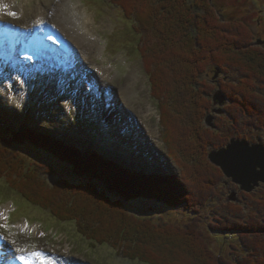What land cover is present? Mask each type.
Listing matches in <instances>:
<instances>
[{
	"label": "trees",
	"instance_id": "1",
	"mask_svg": "<svg viewBox=\"0 0 264 264\" xmlns=\"http://www.w3.org/2000/svg\"><path fill=\"white\" fill-rule=\"evenodd\" d=\"M133 1V5L127 0H113V4H117L134 22L141 39V60L163 119L166 120L171 113L178 116L179 125L185 124L180 126L186 129L177 132L178 144L185 149L181 153L183 157L189 158V172L193 173L190 177H195L199 185L190 188L186 179L190 178L187 167H180L171 153L168 154L183 171V177L134 173L102 154L91 151L85 155L45 132L31 128L19 133L0 128V177L7 176L8 185L25 201L37 208L50 210L63 222L73 218V212L87 217L85 225L98 228L93 229L95 235L97 231L100 233V236L92 235V239L98 242L105 240L115 250L120 246L105 238L104 232L112 235L110 231L114 234L119 229L122 232L127 230L126 234L130 231L132 235L141 233L147 239L153 237L144 242L147 250L138 253L125 251V257L131 260L144 264H183L178 261L188 257L187 260L193 264H264V195L248 196L255 208L250 213L245 210L243 213L240 204L232 206L231 211L228 206L226 211L213 212V225L210 224L209 230L231 239L230 249H233V255H237L235 259L232 255L226 257L225 249L222 256L217 255L209 248L206 233L200 231L204 221L202 212L216 197V193L210 192L217 189L224 179L223 174L207 162L204 156L207 155L206 148L211 154L226 147L231 139L227 135L229 131L237 130L242 136L238 131L241 119L246 123L242 122V125L258 129V136L264 137V96L257 89L261 82L264 87V50L255 44V36L245 23L222 19L211 0ZM211 68L219 69L228 79L232 73L239 76L234 82H225V88L232 92L228 94L231 110L238 106L240 115L224 111L234 126L230 124L226 135L223 133L226 138L222 146L213 142L212 135L215 136L216 132L201 128L210 103L204 89L205 75ZM159 71L168 78L171 88H160L157 80ZM217 71L213 70L214 74ZM168 133V130L163 133V141L170 148ZM26 152L29 157H26ZM54 167L68 169L69 178L59 177V181H53V177L57 179ZM209 169L215 171L213 180L207 177ZM211 183H215L214 186ZM144 190L147 194H143ZM197 194L201 196L199 199ZM143 200L155 202L158 208L161 205L158 212L162 215L168 212L166 207L170 210L182 208L193 223L184 228L155 224L151 217L155 214L151 211L158 208L142 210ZM133 206L145 216L135 213ZM227 213H231L232 219ZM108 216L112 228L104 222H108ZM82 226L81 234L87 233L89 228ZM189 227L195 234H190ZM84 236L87 238L88 234ZM162 251L172 252L171 258L162 260Z\"/></svg>",
	"mask_w": 264,
	"mask_h": 264
},
{
	"label": "rangeland",
	"instance_id": "2",
	"mask_svg": "<svg viewBox=\"0 0 264 264\" xmlns=\"http://www.w3.org/2000/svg\"><path fill=\"white\" fill-rule=\"evenodd\" d=\"M3 1L4 0H0V26L6 27L7 29H11L14 31H26L25 36H27L29 34H34V32H36L33 31L35 28L40 29L47 25L53 26L52 19H46L48 14H45L46 20H40L38 15H42L43 12L39 11L38 8L47 7V9L53 13V11L58 6L59 0H16V2L14 3L15 6L19 5L23 10L22 11L20 9L19 12L21 13V18L16 16L17 13L11 15L9 12L4 10L3 6H8L9 2L2 4ZM73 1L74 4L79 5L85 10L87 14L90 15V24L94 26V33L97 34L103 40L102 45L105 48L103 51V56L101 58H93L92 61L95 62L97 65H101L109 69L115 66L116 69L114 71L113 69H111V74L113 77V81L111 82V88L107 86H105V88H101L103 96L107 95V89H112L114 92L113 95L110 94L111 98L108 99L107 104L105 103L103 105V108L108 107L111 112H114L115 105L112 99L114 97H119L120 108L123 107L125 109H129L128 111H131L130 114L135 118L136 122H141L143 124V127L146 129L149 140L152 139L153 141L152 144L154 147V153H157L158 155L157 159L153 158L155 160L152 163L153 170L156 169L157 172H159L158 174L163 173L165 175L175 174V176H178V174L180 173L181 177H183V171L180 167L183 168L184 166L185 169L187 167V172H189V162L187 161L189 158L187 159L181 154L185 149H181L178 144L180 138H178L179 136L177 132H181V130H184L186 128H182V124L184 123L180 124L182 127L179 125L180 120L179 118H177L178 116L172 115L168 107L167 108L170 115L166 117V120L163 119L162 110L160 109V107H158L157 103L152 97L151 82L149 80V77L145 74L144 64L141 61V55L139 51V44L141 42V39L135 31L134 22H131L125 16L124 11L117 4H113V0ZM127 1L130 5H133V0ZM211 3L217 8L222 19L226 18V20L228 21L245 23L247 28L250 29L255 36V44L260 41L264 42V0H211ZM2 13H5L6 15H3ZM70 43L71 45H73L72 42ZM260 47L264 50V46ZM0 51H2L1 48ZM15 52L16 50L12 51L11 53L13 57L15 56ZM18 53V55H20V51H18ZM77 54L78 53L76 52L75 55L77 56ZM40 55L42 56V53ZM87 55L89 56L91 55V53L86 54V56ZM59 56H61V54ZM6 58V56L0 57V66L2 68L6 65H4V63L6 62ZM19 58V60L14 59V62H11V64L15 68L19 66L21 69H25L24 63H27L28 61H23L21 56ZM73 59L76 60L77 58L75 57ZM38 65L41 66V64ZM66 65L69 68L68 70L70 71L73 69H75L76 71L77 69L74 68V65L69 62H67ZM109 65L112 66L110 67ZM89 66L91 65L89 64L88 67ZM85 67L86 66L84 65V68ZM6 70L7 72L9 71L8 69ZM213 70H218L216 72L217 74H214ZM1 71L3 70H0V72ZM208 72L209 73L205 75L206 87L204 90H206V92L208 93L207 101H209L210 103L207 111L203 116V126L201 128H203L204 130L207 129L208 131L216 132L217 134H215V136L212 135L214 137L213 142L219 144L218 146H222L223 144H225L222 143V141L226 138H224L223 133L226 135L225 132L228 130V128H230V124L233 125L234 123L231 122L232 120L229 119L227 114H219L218 111L217 113L215 112L216 110L223 108L224 111L228 110L232 111V113L236 112L238 114L236 116H239L240 109L238 110V106H234V109L231 110L232 107L230 103H226V105L223 107L215 106L212 97L219 90H222L223 94L227 97L228 94L231 95V90L229 88H225V82H234L236 81L235 78H238L239 76L238 74L232 73L230 74V77L228 79L225 75L220 73L221 71H219V69L214 68H211ZM81 73L87 74L88 76L96 80V77L94 75H91L89 72H86L83 69L81 70ZM51 74L52 72L48 73V75ZM102 74H105V72H102L99 75ZM76 75L78 74L77 72H74V70L73 72H70L72 82L75 81ZM11 76L13 75L11 74ZM157 76L160 88H171V85L167 81L168 78L166 76L164 77V75L161 74L160 71L157 72ZM55 77L56 76H51L49 77L50 81H46L44 80V76H38L37 74L34 78H31L28 81L27 88L23 86H18V88L27 91V93L22 92V95L15 94L19 97L22 96L23 100L27 97L24 101L22 100L23 102L21 101L22 103L17 102L18 97H11L14 95V88L17 83L15 77H13V82L9 85H6L5 88H3L5 82L1 81L0 90L4 91V93H2L4 101L0 100V102H4L6 105L4 106L0 103V116L2 117L0 120H10V114L14 115L17 110L19 114L24 116L23 117L20 115V120L17 119L15 121L17 125L21 124L24 121L23 118H25V120L26 118H30V126H47L51 130H59L71 138L74 137V142L78 140V134V137L81 138L82 141H84L85 143L82 144L83 146H85L84 148H86L83 150H86L87 152H99L103 154L106 158L111 160L113 159L116 161L117 158L124 157L126 154L130 161L134 160L132 162L134 170H136L137 172H139L140 170H144L146 173H148L146 168L144 169L143 166L148 167V159L146 158H149L151 156L152 148H150L149 146L147 148L141 147L139 150H135L133 149V145H129L126 147L127 149H125V147L119 143L120 141H116L110 137V135L114 133L113 128L112 132L106 123L98 122L104 120L105 122L110 121L111 123L113 121V119L110 118L111 114L107 113L109 110H103V117H89V114L94 112L90 111V113L89 110L82 109L83 105L78 101V99L74 96L72 98V96L70 95L72 93L69 91L73 90H68V92L64 93H68V95L65 96H63L64 94L59 95L58 92L50 93V86L55 85ZM99 77L102 78L103 83L107 82V80L104 79L102 76ZM7 87H9V89ZM81 87L84 88V85H82ZM57 88L60 93L62 92V90L65 91L67 89L66 87H61L60 85H58ZM127 89H130L133 92V95H130V91ZM257 89L264 96V87L262 82L257 86ZM83 95L87 99V101H89V95L86 92H84ZM135 96L137 98H135ZM31 107H33V109H30ZM11 108H14V111H12ZM59 112H61L62 120L58 119ZM209 115L214 116L213 124L215 125V128L208 126L206 123ZM136 122L134 121L135 134L139 137L141 141L147 140V138L143 135L140 126ZM164 122L167 126L169 138L171 140L170 148H168L163 141V133H165V131L167 132ZM240 122L241 124H238V131H240V133H242V136L244 137L239 136L238 132H236L237 130L232 132L229 131V134L227 133V135L231 139L227 143L226 147L231 143L233 139H246L251 144L260 142H263L264 144V137L260 138L258 136L260 134L258 129H252L244 124L242 125V122L245 123V119H241ZM118 131L119 130H117V132ZM90 132L91 139L89 136ZM219 135H222V137ZM181 141L183 140L181 139ZM70 142L73 143L72 141ZM93 142H95L96 145ZM226 147L224 146V148ZM15 150L18 149L15 148ZM120 150H122V152ZM198 150L200 151V148H198ZM206 150L207 151L205 153H207V155L204 156L207 157V162L213 167H215L217 170H219L223 174L224 179L220 182L217 189H214L210 192L213 194L216 193V197L213 199L210 198L211 200L209 199L210 202L206 205L207 208L204 209V211L202 212V216L204 217L202 219H204V221L201 223L202 225H200V231L206 233L208 246L217 255L222 256V251L225 249L226 257L232 255V258L235 259L237 255H233V249H230V246L232 244L231 239H226L224 236H221L219 234L217 235L213 232H210L209 230L210 224L211 226L213 225V212L222 211V209L226 211L228 206H230V209H228L231 211V207L236 206V204H240L243 206V213L244 210L246 211V213H250V211H255L254 205L251 203L250 198L248 196L253 195V197L256 198L258 195H264V184L262 183L260 187L256 188V190L252 193L243 191L240 186L236 185L231 179L226 177L223 171L210 161V154L208 153L209 149L206 148ZM168 153H171L172 157L177 159L180 164V167L178 166V164L174 165V163L169 160V158L167 157ZM26 157H29L28 152H26ZM149 159L152 160V158ZM119 162L122 163V160ZM198 162L200 163V160ZM54 165L56 166V164ZM54 169H56L54 171L56 173L57 179L53 177V181H59V177L63 179L69 178L70 173L68 172V169L55 167ZM156 170L154 171L156 172ZM214 172V170L209 169V173H206L207 177L213 180ZM191 173L192 172H189V177L191 176ZM6 178L8 177H0V207L8 208L6 215L4 217L0 216V235L6 237L7 242L9 243V247L8 244H6L7 250H10L11 248V251L13 250V252H16L15 256H21L32 252L37 253L39 251H44L52 253L54 255H59L60 258H65V260L75 259L76 264H79L80 262L83 264H144L139 260L136 261L126 258L124 253L125 251L127 252V250L133 251L135 253L147 250L148 246H146L144 242H146L147 240H152L153 237L149 236V239H147L141 233L132 235L131 231H128L129 233L126 234L127 230H123L122 232L119 229L115 230L114 234L110 231V234L112 235H107V231L104 232L105 238L107 237L111 239V241L113 242L112 244L120 246L118 250H115L110 245V243H106L105 240L98 242L92 239V235H95V232L93 233V229L97 230L98 228L95 229V227L93 228V226L91 227L89 226V224L85 225V223H87L86 221L88 220L87 217H80L78 216V214H74L75 212H73L71 214V217L73 218H69L68 220H64L63 222L62 220L55 217V215L53 216L50 210L37 208L34 205H31L29 202L25 201L21 196L17 195L14 190L11 189V186L8 185ZM186 179L190 184V188L197 184V182H195V177H190ZM214 184L215 183H211V186H214ZM142 192L143 194H147L146 190ZM209 195L210 194H208L207 196ZM196 196L198 197V199L199 197H201L198 194ZM234 197L235 200H233ZM142 204V210H150L152 208H155L154 205L156 203H151V201H144V203ZM158 206L159 208L156 210L157 212L151 211L155 214V216L151 215V217H153V223L155 224H168L184 228L187 227L189 223H193V221H191L190 219L191 217L189 216V214L186 212V210L182 208H179L177 210H170L166 207L165 209H167L168 212L166 211L167 213L165 212L162 215L158 214L161 213L158 212V210H161V205ZM133 210L139 215L142 214L138 213V211L135 209ZM228 214L229 217L232 219L231 213H227V215ZM107 218H110V216H108ZM79 219L80 223L83 224L78 223ZM110 220L111 218L108 219V222H104L106 226L108 225L109 228H112L113 225L109 224ZM104 222L102 221L101 226L104 225ZM110 223L112 222L110 221ZM82 225H84L86 228H89L87 233L81 234L84 229ZM190 226L194 227L196 225ZM188 231L191 232V235L195 234L193 230L191 231L190 227ZM86 234H88L87 238H85L84 236ZM98 235L100 236V233L97 231V235L95 236ZM226 240H228L229 242L226 243ZM171 253L162 251L160 253L163 255L162 260L165 261L167 260V258H171ZM215 253L213 254L214 257L216 256ZM187 258L185 257L184 259L178 262H181L183 264H193L192 261L189 259L187 260ZM63 262L65 261H58V264H61ZM72 263H74V261H72Z\"/></svg>",
	"mask_w": 264,
	"mask_h": 264
},
{
	"label": "bare ground",
	"instance_id": "3",
	"mask_svg": "<svg viewBox=\"0 0 264 264\" xmlns=\"http://www.w3.org/2000/svg\"><path fill=\"white\" fill-rule=\"evenodd\" d=\"M7 2H9V5L8 6L4 5L3 6L4 10L9 12L11 15L17 13L16 16L20 17L21 13H19V12H20V9L22 10V8L19 5L15 6L14 3L16 2V0H4L2 4H5ZM38 10L43 12L42 15L41 14L38 15L40 20L52 19V21H53V26L52 25L49 26L51 29H48V31H46L43 28V30H42V32H44L46 37L48 38V36H51V38H53V40H54V43L61 45V47H65V45L63 44V42H65L64 39H67V40L69 39V41L73 43V45H72V51L73 52L71 51L70 56L66 59V61H61L59 59V57H60L59 56L60 55L59 48L55 47V51H54L55 53L53 55L56 57L57 63H54V62L51 63L49 61L48 64L45 66L43 64H41V66H42L41 67L40 65H38L40 60L42 59V57L39 56V53L41 54V52L38 50V48H40V45H39L40 42L37 43L36 46H33V52L32 53L30 52L27 54V53H22L20 51V55H18L19 53H18V51H16L14 57L11 54L12 51H15V48L13 47V45L10 46L8 44L6 45L5 43H0V48L2 49V51H0V57H2V56L7 57L6 62L4 63V65L6 64L5 65L6 68H5V66L3 68L0 66V70H3L0 72V82L1 81L5 82V84L3 85V88H5L6 85H9L10 83H12L14 80L13 77H15V79L17 80V83H16V86L14 88L15 89L14 93H13L14 95L11 97H14V96L18 97L17 102L22 103L27 97L23 100L22 96L19 97L15 94H21L22 95V92L27 93V91H24V89L18 88V86H23V87L27 88L28 81L32 77H34L35 74H38V72L46 73L47 72L46 67L51 66L52 68L54 67L53 68L54 71H60L61 74L59 73V74H57V77H55V79H54L55 85L50 86L51 87L50 93L58 92L59 95H62L64 93L68 92V90H73V91H69V92H72L73 96L78 97V99H79L78 101L84 106L83 107L84 110L87 109V110H89V112L90 111L94 112V113L90 112L91 113V114H89L90 116H93V117L103 116L102 115L103 105L105 103L106 104L108 103V99L111 98L110 94L113 95L114 92L112 89L111 90L107 89L108 94L106 96H103L100 89L105 88V86L111 88V82L113 81L111 69H113V71L116 69H115V66L112 68L111 67L112 65H109L111 67V69H109L107 67L97 65L95 62L92 61L93 58H99V57L101 58L103 56V51L105 48L102 45L103 40L97 34H95L93 31L94 26H92V24H90V15L87 14L85 12V10L83 8H81L79 5L74 4L73 0H59L58 6L53 11V13L50 12V10H48L47 7H43V8L40 7V8H38ZM2 14L6 15L5 13H2ZM45 14H48L46 19H45ZM48 32H55L56 36H52ZM17 35L19 36L20 34L17 33ZM15 38L16 37H14V39ZM78 48H80L82 50H80ZM76 52L78 53L77 56L75 55ZM85 52H86V54L91 53V55L86 56ZM20 56H21L23 61H28V62L24 63L25 69H21L19 66H17L16 67L17 70H16V68L11 64V62H14V59L19 60ZM42 56H43V54H42ZM75 57L78 59L76 61L77 63L74 62V60H73V58H75ZM48 59H51V56H49ZM90 60H91V63H90ZM105 60H108V59H105ZM67 62L74 65V68H77L76 71H75V69H73L74 72H77V74H78V75H76V79L74 82L71 81V77H70V72H73V70H71V71L68 70L69 68L66 65ZM89 64L91 66L88 67ZM84 65L86 66L85 68H84ZM6 69H8L9 71L7 72ZM11 69L13 70L12 72L10 71ZM82 69L85 70L86 72H89L91 75H94L96 77V80L93 79L92 77L88 76L87 74H82L81 73ZM102 72H105V74L99 75ZM11 74L13 76H11ZM99 76H102L104 79L107 80V82L103 83L102 78H100ZM10 80H12V81H10ZM82 84L84 85V88L80 89V86ZM58 85H60L61 87L64 86L67 89L65 91L62 90V92L60 93L58 91V88H57ZM7 88L9 89V87H7ZM74 89H76V90H74ZM127 90L130 91V95H133V92L130 89H127ZM84 92H86L89 95V97H90L89 101H87V99L84 98V96L82 94ZM2 93H4V91L0 90V94H1L0 100L4 101L3 97H2ZM50 93H49V95H50ZM151 94L153 97L152 86H151ZM135 98H137V97L135 96ZM153 99L158 105L157 100L154 97H153ZM0 103L4 106L6 105L4 102H0ZM113 103L115 105L114 112H111L109 109H106V108L105 109L107 111L109 110L107 113L111 114L110 118L113 119V126H114V128H116L115 130H117V129L121 130V132L119 133L120 138L123 140H129L130 142L131 141L133 142V140H134L137 143V145H142L144 147L145 146H151L150 144L153 141H152V139L149 140V138L147 136L146 129L143 127V124L141 122H136L135 118L130 114L131 111H128L129 109H125L123 107L120 108L119 98L114 97ZM11 110L14 111V108H11ZM141 114H143V113H141ZM10 115H12V120L16 121L17 119L20 118L21 114H19V112L16 110L14 115L13 114H10ZM21 116H23V115H21ZM14 117H17V118H14ZM58 119L62 120L61 112L58 113ZM134 121L140 126V129L142 130V133L147 138V140L141 141L139 139V137L135 134ZM24 122H26V121L24 120L22 123H24ZM27 122H29V121H27ZM121 126H122V128H121ZM77 138H78V143L82 144L83 141L81 138L78 137V134H77ZM75 144H77V143H75ZM7 209L8 208H1L0 207V216L4 217L8 211ZM1 242H2L3 246L0 247V253L4 254V253L8 252L9 250H7V246H6L7 242L3 241L2 239L0 240V243ZM1 260H2V256L0 257V264H2ZM58 261L59 260H57V264H58ZM62 261H65L66 263L63 262L61 264H74V263H70V261H68V260H62ZM37 263H38L37 259L33 257L32 264H37ZM3 264H5V263H3ZM79 264H81V263H79Z\"/></svg>",
	"mask_w": 264,
	"mask_h": 264
},
{
	"label": "water",
	"instance_id": "4",
	"mask_svg": "<svg viewBox=\"0 0 264 264\" xmlns=\"http://www.w3.org/2000/svg\"><path fill=\"white\" fill-rule=\"evenodd\" d=\"M257 44L261 46L264 42L260 41ZM226 102L227 98L221 91L215 95L216 106H225ZM213 121L214 118L211 115L206 123L214 128ZM209 158L226 177L245 192L252 193L262 183L264 184V146L262 144L252 145L245 140L233 139L225 149L213 151Z\"/></svg>",
	"mask_w": 264,
	"mask_h": 264
},
{
	"label": "flooded vegetation",
	"instance_id": "5",
	"mask_svg": "<svg viewBox=\"0 0 264 264\" xmlns=\"http://www.w3.org/2000/svg\"><path fill=\"white\" fill-rule=\"evenodd\" d=\"M261 131V130H260ZM253 139V138H252Z\"/></svg>",
	"mask_w": 264,
	"mask_h": 264
}]
</instances>
